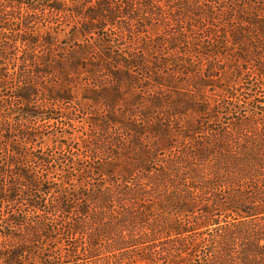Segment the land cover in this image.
<instances>
[{"label": "trees", "instance_id": "1", "mask_svg": "<svg viewBox=\"0 0 264 264\" xmlns=\"http://www.w3.org/2000/svg\"><path fill=\"white\" fill-rule=\"evenodd\" d=\"M203 1L180 2L179 18L224 23L223 45H233L238 58H264V0ZM121 2L81 10L65 0H0V90L11 92L0 96V234L13 242L0 249V263L264 264V71L258 67L260 90L243 87L242 98L231 91L246 79L216 85L212 93L227 100L220 102L200 77L179 88V97L158 92L138 111L137 101L117 110V103L102 104L94 113L95 139L84 146L89 154L70 152L65 169L54 152L37 147L39 132L28 121L43 114H33L32 98L41 74L53 76L50 67L59 64L49 59L54 39L39 31L40 22L64 12L81 36L98 33L115 17L130 16L131 0ZM81 59L74 58L76 66L89 64L85 71L93 76L103 62ZM107 68L117 89L121 76ZM167 81L166 88L175 87ZM44 88L55 102L69 98L67 90ZM13 113L26 115L24 122L17 124Z\"/></svg>", "mask_w": 264, "mask_h": 264}, {"label": "rangeland", "instance_id": "2", "mask_svg": "<svg viewBox=\"0 0 264 264\" xmlns=\"http://www.w3.org/2000/svg\"><path fill=\"white\" fill-rule=\"evenodd\" d=\"M46 1L50 0H42ZM100 1L102 0H65L68 5L78 6L81 10ZM105 1L115 8L122 4L121 0ZM182 1L184 0H131L130 7L133 11L128 14L130 16L115 17L114 23H107L101 32L85 36L76 32L77 27L63 15L64 12L54 16L50 23L40 22L42 29L39 31L43 33L45 30L54 39V45L48 50L52 53L49 59H59V64L50 67L53 76L41 74L43 79H38L42 87H38V92L32 98L33 104H38L33 114L42 112L43 118L29 116L28 123L39 132L35 137L37 147L45 153L54 152L57 155L58 168H62L64 161L71 158L70 152L73 156L82 158L89 154L90 151L84 146L95 139L93 135L96 136V129L93 123L97 116L94 113L103 105L108 108L109 104L117 103V110L122 109L124 103L137 101L133 106L138 111L140 106L146 104L147 98L158 92H165L170 98L179 97V88L189 87L190 79L200 77H204L207 83L204 90L210 92L211 98L220 102L227 100L212 93L217 92L216 85L220 83L221 86L234 85L233 83L246 79L244 84L236 86V91H231L239 98L245 95L243 87L252 85L253 90H260L254 83L261 81L260 78H255L256 67L264 71V58H238L233 45H223L221 35L223 29L227 28L224 23L209 24L186 16L179 18L177 9L182 6ZM202 2L204 3L203 0ZM203 8L201 4L198 9L201 11ZM94 46H100L99 50ZM102 46L106 53H101ZM91 48L95 53L87 57L85 53ZM81 49L84 50L83 53ZM74 58H82L86 63L87 58L103 62L97 68L100 70L93 76V72L85 71L89 64L76 66ZM105 63L106 67L103 65ZM6 66L13 68L11 63ZM108 66L117 68L116 72L121 76L120 85L115 86L117 89H114L113 79L108 76L111 74L106 70ZM101 76L105 80L100 79L99 83L97 78ZM167 80H174L175 87L171 85L166 88L164 83H168ZM48 85L55 91L67 90L69 98L57 102L51 100L42 94L43 91L47 92L44 86ZM94 88L98 91L94 92ZM7 93L11 95V92ZM8 94L0 90V96L6 97ZM96 94L102 99L93 100ZM2 105L6 106L5 103ZM3 108L6 110V107ZM7 112L9 113L8 110ZM25 117L21 113L12 114L17 124L24 122ZM65 168L64 166L62 169ZM0 224L5 225L4 220H0ZM12 243L4 240L0 234V249H6Z\"/></svg>", "mask_w": 264, "mask_h": 264}]
</instances>
